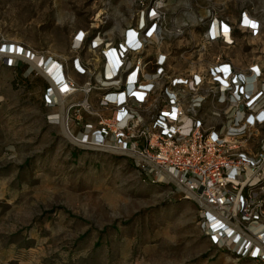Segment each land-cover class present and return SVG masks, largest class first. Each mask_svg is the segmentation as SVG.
I'll return each mask as SVG.
<instances>
[{"label":"rangeland","instance_id":"obj_1","mask_svg":"<svg viewBox=\"0 0 264 264\" xmlns=\"http://www.w3.org/2000/svg\"><path fill=\"white\" fill-rule=\"evenodd\" d=\"M151 9L157 37L141 56L165 54L169 73L216 58L264 72V0H0V48L51 59L82 82L70 66L76 32L116 38ZM243 15L254 33L239 28ZM209 17L233 27L232 46L206 40ZM17 64L0 60V264H253L217 250L195 204L172 188L141 181L129 161L74 149L61 122L46 120V76ZM35 73L24 88L22 75Z\"/></svg>","mask_w":264,"mask_h":264},{"label":"built area","instance_id":"obj_2","mask_svg":"<svg viewBox=\"0 0 264 264\" xmlns=\"http://www.w3.org/2000/svg\"><path fill=\"white\" fill-rule=\"evenodd\" d=\"M157 19L151 9L146 23L116 38L77 31L70 66L82 82L13 45L0 48V60L16 67L23 57L39 67L27 64L29 74L60 75L65 102L46 79L43 105L49 124L65 117L74 149L129 161L141 181L195 204L198 226L217 250L264 264V72L216 58L203 70L171 74L165 54L141 56L157 37ZM251 21L243 15L239 28L254 33ZM205 38L235 43L233 27L216 17L208 18Z\"/></svg>","mask_w":264,"mask_h":264},{"label":"bare ground","instance_id":"obj_3","mask_svg":"<svg viewBox=\"0 0 264 264\" xmlns=\"http://www.w3.org/2000/svg\"><path fill=\"white\" fill-rule=\"evenodd\" d=\"M251 23H252V25H255V23L253 21H251ZM213 29H214V33L217 34V32H216V29H217L216 26H214ZM154 34L155 33H153V35ZM225 36H226V40L227 41L230 40V36L228 34H226ZM30 63H31L32 68H36V69L39 68L35 62H30ZM59 77H60L59 74H55V76H53V75L52 76L47 75V79L53 85V89H54L53 91H54L55 96L57 97V99L59 100V103L61 105V104H63L65 102V100L63 99L62 96L59 95L58 89H57L58 85L56 86V83L59 80ZM65 120H66L65 117H62V119H61V128H62V131H63L64 135L69 139L70 136H69V133H68L67 128H66Z\"/></svg>","mask_w":264,"mask_h":264},{"label":"trees","instance_id":"obj_4","mask_svg":"<svg viewBox=\"0 0 264 264\" xmlns=\"http://www.w3.org/2000/svg\"><path fill=\"white\" fill-rule=\"evenodd\" d=\"M23 66H25V71L27 70V68H28V65L27 64H23ZM17 70V69H16ZM15 70V71H16ZM24 74V73H23ZM22 80L24 81V83H23V87L24 88H27V89H29V90H31V87H33V85H34V82H35V79H38V77L37 76H34L33 78H31V79H27V77H23V75H22ZM15 79L17 80V82H18V86H20L19 85V80L16 78V76H15ZM42 81H43V85H44V90L45 89H47L49 86H48V84L46 83V81H44L43 79H41ZM30 86H29V85ZM26 86V87H25ZM37 87V86H36ZM78 151V150H77ZM78 152H82V151H78ZM118 159H121V158H119V157H117Z\"/></svg>","mask_w":264,"mask_h":264},{"label":"crops","instance_id":"obj_5","mask_svg":"<svg viewBox=\"0 0 264 264\" xmlns=\"http://www.w3.org/2000/svg\"><path fill=\"white\" fill-rule=\"evenodd\" d=\"M235 66V65H234ZM236 67V66H235ZM248 67V66H247ZM247 67H243V68H239V67H236L238 70H244L246 69Z\"/></svg>","mask_w":264,"mask_h":264}]
</instances>
